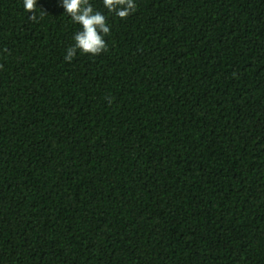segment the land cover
I'll return each instance as SVG.
<instances>
[{"label": "trees", "instance_id": "1", "mask_svg": "<svg viewBox=\"0 0 264 264\" xmlns=\"http://www.w3.org/2000/svg\"><path fill=\"white\" fill-rule=\"evenodd\" d=\"M90 3L0 0V264H264V0Z\"/></svg>", "mask_w": 264, "mask_h": 264}, {"label": "clouds", "instance_id": "2", "mask_svg": "<svg viewBox=\"0 0 264 264\" xmlns=\"http://www.w3.org/2000/svg\"><path fill=\"white\" fill-rule=\"evenodd\" d=\"M39 0H22L23 8L35 20V9ZM104 8L124 19L136 10V0H102ZM60 5L71 22L79 25L73 35L74 43L66 50L64 59L73 60L77 52L99 55L106 49L105 36L110 33V25L104 13L95 10L90 0H60Z\"/></svg>", "mask_w": 264, "mask_h": 264}]
</instances>
